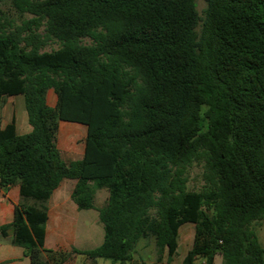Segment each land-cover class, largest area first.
Listing matches in <instances>:
<instances>
[{"label":"trees","instance_id":"16d2710c","mask_svg":"<svg viewBox=\"0 0 264 264\" xmlns=\"http://www.w3.org/2000/svg\"><path fill=\"white\" fill-rule=\"evenodd\" d=\"M205 1L201 15L196 0H11L19 23L0 9V194L19 184L22 196L0 237L30 264H147L133 261L142 239L152 264H173L186 223L182 264H264V0ZM19 94L23 134L15 119L2 126ZM61 121L86 126L81 158L63 157ZM194 164L201 190L187 187ZM66 178L80 210L108 191L95 248H45L47 201Z\"/></svg>","mask_w":264,"mask_h":264},{"label":"rangeland","instance_id":"374dc122","mask_svg":"<svg viewBox=\"0 0 264 264\" xmlns=\"http://www.w3.org/2000/svg\"><path fill=\"white\" fill-rule=\"evenodd\" d=\"M197 7L201 15H204L207 3L205 0H196ZM0 9L5 17L12 19L15 23H19L21 18L16 13L12 6L11 0H0ZM2 14V13H0ZM25 14V17H29ZM200 31V26L198 27ZM84 43H91L90 38H84ZM61 43L57 40L51 41L42 50L51 51L58 49ZM47 101L54 106L57 101L55 92L50 89L47 94ZM16 120L17 131L20 134L27 133L31 130V125L28 121V114L25 106L24 96L22 94L14 96H6L2 108V125ZM87 128L80 123L61 121L57 135L58 147L65 160H75L82 157L85 146V136ZM203 166L200 164L192 165L188 170L189 190H201L204 185ZM63 191H66L71 183L75 180L66 178L63 180ZM108 198L107 189H99L94 200L95 208L80 210L77 221V227H84L85 236L81 235L79 245L81 249H92L100 245L103 241L104 228L99 218V208L103 207ZM257 234L261 244L264 246V220L257 222L255 225ZM194 238V224L186 223L180 229L179 248L173 264H182V260L189 250ZM72 248L69 249L71 251ZM68 250V249H67ZM157 251L154 240H141L133 253V261L146 262L152 264L156 261ZM111 261L103 258H98L94 264H110ZM63 264H93L86 256L78 253H72L70 259ZM216 264H223L221 255L217 256Z\"/></svg>","mask_w":264,"mask_h":264},{"label":"crops","instance_id":"0c3cea01","mask_svg":"<svg viewBox=\"0 0 264 264\" xmlns=\"http://www.w3.org/2000/svg\"><path fill=\"white\" fill-rule=\"evenodd\" d=\"M63 184L64 181L54 190L47 201L49 218L46 224L45 248L49 250H69L72 247L81 249L78 243L81 235L85 236L84 227L81 229L77 227L80 209H78L72 199L75 181L69 185L66 191L62 190ZM21 200L22 196L19 184L11 186L5 192H1L0 225L13 220L15 206ZM92 262L94 264L97 261ZM216 262L217 257L215 264ZM197 263L204 264V260L199 259ZM0 264H30V259L25 254L24 248L12 245L8 238L0 237Z\"/></svg>","mask_w":264,"mask_h":264}]
</instances>
